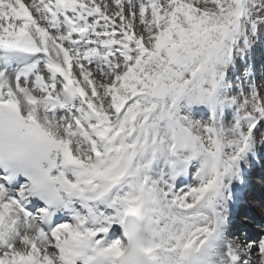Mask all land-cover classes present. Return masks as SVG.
Listing matches in <instances>:
<instances>
[{
	"label": "snow or ice",
	"instance_id": "obj_1",
	"mask_svg": "<svg viewBox=\"0 0 264 264\" xmlns=\"http://www.w3.org/2000/svg\"><path fill=\"white\" fill-rule=\"evenodd\" d=\"M257 169L264 0H0V264H264Z\"/></svg>",
	"mask_w": 264,
	"mask_h": 264
},
{
	"label": "rangeland",
	"instance_id": "obj_2",
	"mask_svg": "<svg viewBox=\"0 0 264 264\" xmlns=\"http://www.w3.org/2000/svg\"><path fill=\"white\" fill-rule=\"evenodd\" d=\"M261 59H262L261 54L258 52V53H257V68H258V69H259V64H260V62H261ZM263 193H264V191H263ZM255 209H256V208H255ZM257 209H260V208H257ZM262 217H264V215L258 218L259 221H261V218H262Z\"/></svg>",
	"mask_w": 264,
	"mask_h": 264
},
{
	"label": "bare ground",
	"instance_id": "obj_3",
	"mask_svg": "<svg viewBox=\"0 0 264 264\" xmlns=\"http://www.w3.org/2000/svg\"><path fill=\"white\" fill-rule=\"evenodd\" d=\"M263 189V188H262ZM256 208H259V207H256ZM261 210H262V207H261ZM262 215H264V210L262 211Z\"/></svg>",
	"mask_w": 264,
	"mask_h": 264
}]
</instances>
